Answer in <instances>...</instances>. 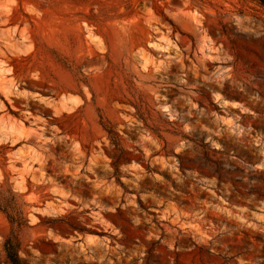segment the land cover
Here are the masks:
<instances>
[{"label":"rangeland","instance_id":"obj_1","mask_svg":"<svg viewBox=\"0 0 264 264\" xmlns=\"http://www.w3.org/2000/svg\"><path fill=\"white\" fill-rule=\"evenodd\" d=\"M0 185V264H264V0H0Z\"/></svg>","mask_w":264,"mask_h":264},{"label":"trees","instance_id":"obj_2","mask_svg":"<svg viewBox=\"0 0 264 264\" xmlns=\"http://www.w3.org/2000/svg\"><path fill=\"white\" fill-rule=\"evenodd\" d=\"M25 204L20 194L13 191L10 187L0 185V211L7 215L14 229L15 227H22L28 222L23 208ZM20 247L21 242L17 239L15 230H12L10 236L4 242V251L7 259L12 264H31L20 256Z\"/></svg>","mask_w":264,"mask_h":264},{"label":"bare ground","instance_id":"obj_3","mask_svg":"<svg viewBox=\"0 0 264 264\" xmlns=\"http://www.w3.org/2000/svg\"><path fill=\"white\" fill-rule=\"evenodd\" d=\"M166 217H167V214H166ZM181 217V216H180ZM176 219V218H175ZM172 220H174V219H172ZM199 226V225H198ZM201 226V225H200Z\"/></svg>","mask_w":264,"mask_h":264}]
</instances>
